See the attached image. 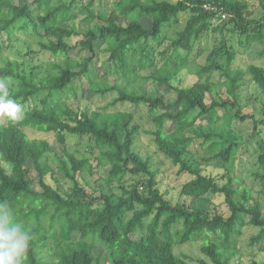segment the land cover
I'll return each instance as SVG.
<instances>
[{
	"label": "trees",
	"instance_id": "1",
	"mask_svg": "<svg viewBox=\"0 0 264 264\" xmlns=\"http://www.w3.org/2000/svg\"><path fill=\"white\" fill-rule=\"evenodd\" d=\"M255 1L264 11V0ZM82 2L0 0V47L8 45L14 29L30 27L48 40L47 44L38 43L41 54L65 56L62 64L52 66L55 73L47 74L44 82L37 77L35 67H26V63L13 61L0 68V78L16 81V88H9V98L23 108L28 106L16 124L8 118L6 124L0 122V201L8 202L14 222L30 229L33 236L22 264H100L94 254L98 244L107 252V264H191L185 254L174 253L177 245L188 242L198 243L205 257L197 264H229L230 256L235 255L229 245L236 227L257 228L258 235L251 238L255 243L264 237V137L260 136L264 118L241 112L247 105L239 91L247 77L264 98V67L247 60L243 69L237 68V51L231 41L236 38L244 51L258 44L261 50L257 54L264 56V13L252 18L242 0H114L108 13H93V1ZM130 15L135 18L130 20ZM181 15L187 16L185 25L172 31ZM117 16L129 19L128 23L117 22ZM76 20L87 26L81 34L75 29ZM216 21L222 24L214 27ZM210 30H217L219 37L205 62L196 67V77L206 75L205 81L185 88L173 86L171 80L189 63L195 42ZM79 36L75 45L66 43ZM103 45L108 61L127 85L138 79L139 70L155 65L154 52L164 46L161 56L166 58L150 78L153 89L147 90V78L141 80V86L130 84L128 91L108 87L103 77L97 92L101 96L116 93L107 107L118 103L145 106L152 126L147 133L157 149L177 168V175L191 176L181 186L180 196L193 201L222 197L227 214L173 204L160 192L157 172L133 148L139 127L132 113H107L106 107L77 112L66 103L63 97L74 93L76 81L80 84L88 78L91 82L96 76L93 63ZM82 52L85 54L80 57ZM31 53L29 50L25 55ZM71 54L78 59H72ZM213 71L224 77L222 82L210 81ZM162 84L164 93L158 90ZM221 86L228 97L207 106L206 97ZM36 101L39 106L30 104ZM234 108L237 110L231 115ZM234 118L254 123L250 138L256 139L253 176L261 187L259 199L253 200L249 189L243 190L239 201L234 199L238 193L234 162L240 146V136L230 129ZM167 123L172 129L166 128ZM23 128L53 134L62 146L61 155L53 154L45 140H29ZM67 136L84 140L88 154L77 157L70 153ZM197 143H208L209 150L216 152L213 158L224 169L219 180L202 175L201 168L190 163L189 154ZM50 156L56 161L61 181L71 184L65 190L54 189L47 182ZM28 162L35 172L33 180L27 178ZM99 168L108 169L104 179L107 191L102 185H98L99 190L90 188L84 179L88 174L97 183ZM128 178L130 184H126ZM114 185L119 192L113 191ZM54 227L58 232L51 236ZM61 232L67 233L68 241H61ZM49 237H55L50 259H41L38 249L45 248ZM259 249L264 252V245Z\"/></svg>",
	"mask_w": 264,
	"mask_h": 264
},
{
	"label": "rangeland",
	"instance_id": "2",
	"mask_svg": "<svg viewBox=\"0 0 264 264\" xmlns=\"http://www.w3.org/2000/svg\"><path fill=\"white\" fill-rule=\"evenodd\" d=\"M90 0H83L82 4L86 5ZM93 1V13L101 12L104 10L107 13L113 9L114 0H92ZM176 2L178 0H170ZM241 1V0H239ZM248 5V10L252 12V18L258 19L264 13L262 8L259 6V3L255 0H242ZM86 13L84 12L81 16L84 17ZM134 15H130L129 19H134ZM129 19H123L120 16L116 17L117 22L128 23ZM187 20L186 15H181L179 17V23L174 28L172 27V31L181 30L185 25ZM220 21H216L214 27L221 25ZM87 26L79 24V20H76L75 29L80 32V34L85 30ZM90 29L95 31V27L92 26ZM219 34L216 32L209 31L203 35L195 42L193 46V51L189 56V63L181 68L175 75V77L171 80V84L173 86L178 87H189L194 82H204L206 75H203L201 78L196 77V67L202 65L205 62V57L208 52L211 50L213 45L215 44V40L218 39ZM81 37H72L71 39L66 40V43L69 46H73L79 41ZM235 50L237 51V57L235 61V66L239 69H243L244 63L248 60L249 62L264 67V56H260L257 54V51H260L261 48L258 44H253L251 48L247 50H243L240 48L236 41V38L231 40ZM48 40L44 37L41 31H33L30 27H28L25 31H21L18 29H14L11 35V40L8 45L0 47V68L6 65L8 62L17 61L18 63H26V67H35V71L37 73V77L41 79L43 82L45 81V76L49 73L54 74L51 70L54 64H62L65 56L59 55L57 57H53L50 54H41V50L39 48L38 43L47 44ZM105 45L101 46L97 50V57L94 60L93 71L96 75L93 76V82L88 81V78H85L82 83L79 84L78 81L75 82V90L74 93H69L67 96H64L66 103L73 107L77 112L86 111L88 109L89 112L98 110L101 111L105 108V112L107 113H115V112H128L133 114V122L138 125L139 130L138 134L135 138L134 150L142 157L147 158L152 166V168L157 172V180L159 183L160 192L165 195V197L173 204L175 203H186L190 205L193 209L203 210L210 208L212 211H218L221 214H227V208L222 203L223 198L219 196H210L207 199H201L193 201L190 198H185L180 196L181 186L191 179V176L187 173L177 175V168L172 165L169 159H167L156 147L154 144L152 137L147 133V131L152 129L150 123V116L148 110L145 106H132L129 103H118L113 107H107L111 100L116 97L115 92H110L101 96L98 90V81L103 77L106 78L107 86L111 87L115 85L119 88H126L128 91L130 90L129 85L132 86L134 83L137 86H141L144 83L141 81L144 78L148 80L145 82V86L147 90H151L154 88L153 80L150 79L151 75L154 71L161 68L165 58L161 56V52L163 51L164 46H160L154 52L155 65L153 67H147L143 70H139L137 73L138 79L135 80L134 83H129L127 85V80L121 78L117 72L115 71L114 65L108 61V55L103 52ZM31 50L32 53L28 56L25 54ZM41 52V53H40ZM85 52L79 54L82 57ZM78 55L71 54V58L76 60L79 57ZM30 60V61H29ZM173 62L171 63V65ZM39 65V66H38ZM25 67V68H26ZM27 69V68H26ZM223 78L219 72L213 71L210 74V81L214 83H220L223 81ZM13 83L9 88H16V81L13 80ZM132 81V80H131ZM243 85L239 89L240 96L244 98L243 103L247 106L246 108H242L241 112L243 114H251L254 113L257 118H264V114L262 115V110L264 109V98L260 95L255 85L249 81L246 77L244 78ZM160 92L164 93V84L158 89ZM160 92H158L160 94ZM227 96L225 87H217L214 90L213 96H207L205 99V103L207 106L210 105L211 101L221 102ZM248 99H246V98ZM31 105H40L37 101L34 103H30ZM30 108V107H29ZM263 108V109H262ZM28 109V106H24L23 111ZM237 108L231 110L230 114H234ZM264 111V110H263ZM201 124L204 125L205 119L201 118ZM199 120V121H200ZM1 123L6 124L7 120L5 118H1ZM18 121H11L10 123L16 124ZM254 123L250 119H246L244 121L239 120L238 118H234L230 124V129L237 132L240 136V146L238 151L236 152L234 165L236 167V176L235 178L238 182H235V187L238 189L237 195L234 197L236 201L240 200V196L243 194L244 189H249L251 193V197L253 200L259 199V192L261 187L259 182L254 178L253 174L256 173L255 169V151H256V139L250 138V135L253 133ZM167 129H172L170 123L166 125ZM23 132L27 136L29 140H45L50 144V148L53 151V154L60 156L62 146H60L54 139L53 134L44 133L37 129L33 128H23ZM263 133V135H262ZM260 136L264 137V129L262 130ZM86 143L84 140L73 136L66 137V149L75 154L77 157L87 155ZM216 152L209 150L208 143L201 145L195 144L194 148L191 149L189 154V161L195 166L201 168V174L207 177L216 178L219 180V176L224 173V169L221 167V162L213 158V155ZM55 159L50 156L49 161L47 162L46 169L48 172L47 182L51 187L59 188V189H67L71 186V184H66L62 182L60 179V174L55 165ZM27 178L29 180L35 179V172L32 169V165L30 162L27 163ZM107 168H99L97 170V174L95 178L100 179L97 183L94 182V178L89 176L88 174H84V179L87 184L92 189L99 190L98 185H102L104 188L106 186L104 179L107 175ZM55 179V180H54ZM223 182V181H222ZM219 181V184H222ZM36 182H34L35 184ZM131 181L128 178L126 184H130ZM33 184V186H34ZM88 186V187H89ZM114 192H119L117 186H113ZM105 191L107 189L105 188ZM251 202V201H250ZM249 202V203H250ZM264 213V210H262ZM43 225L46 226L45 223ZM57 228L54 227L50 230L51 236H56ZM259 233L257 228L251 226H238L236 227V232L232 235L230 240V247H233L230 253H235V255L230 256L229 264H252L253 261L258 263H264V252H261L259 247L264 245V237L260 239L258 242L251 241V238L256 237ZM59 238L62 242H66L67 233H62L59 235ZM55 245V237H49L46 241L45 248L38 249L39 256L42 259L49 260V253L52 250V247ZM174 253L178 256L185 254L189 259L191 264H197L199 259H205V257L199 252V244L196 242H188L183 245H177L174 248ZM94 254L98 257V261L100 264H107V252L105 248L101 245L94 246Z\"/></svg>",
	"mask_w": 264,
	"mask_h": 264
},
{
	"label": "clouds",
	"instance_id": "3",
	"mask_svg": "<svg viewBox=\"0 0 264 264\" xmlns=\"http://www.w3.org/2000/svg\"><path fill=\"white\" fill-rule=\"evenodd\" d=\"M11 77L0 78V118L21 121L23 107L9 98ZM33 239L30 229L14 222V213L7 201H0V264H22Z\"/></svg>",
	"mask_w": 264,
	"mask_h": 264
}]
</instances>
